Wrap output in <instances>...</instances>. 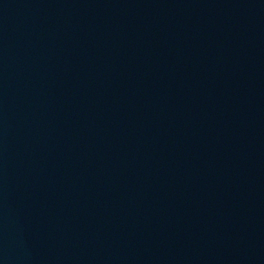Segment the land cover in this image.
I'll use <instances>...</instances> for the list:
<instances>
[{
	"label": "water",
	"instance_id": "95a60500",
	"mask_svg": "<svg viewBox=\"0 0 264 264\" xmlns=\"http://www.w3.org/2000/svg\"><path fill=\"white\" fill-rule=\"evenodd\" d=\"M166 264H264V0H33Z\"/></svg>",
	"mask_w": 264,
	"mask_h": 264
}]
</instances>
